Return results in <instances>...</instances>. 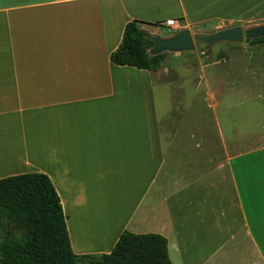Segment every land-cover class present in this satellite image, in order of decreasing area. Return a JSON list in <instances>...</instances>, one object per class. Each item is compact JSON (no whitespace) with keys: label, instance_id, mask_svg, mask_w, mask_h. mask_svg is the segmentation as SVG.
I'll list each match as a JSON object with an SVG mask.
<instances>
[{"label":"crops","instance_id":"obj_1","mask_svg":"<svg viewBox=\"0 0 264 264\" xmlns=\"http://www.w3.org/2000/svg\"><path fill=\"white\" fill-rule=\"evenodd\" d=\"M247 5L264 0H0V178L51 179L73 253L128 230L165 237L172 264H264V112L244 107L264 59L110 61L130 21L191 30Z\"/></svg>","mask_w":264,"mask_h":264},{"label":"trees","instance_id":"obj_2","mask_svg":"<svg viewBox=\"0 0 264 264\" xmlns=\"http://www.w3.org/2000/svg\"><path fill=\"white\" fill-rule=\"evenodd\" d=\"M128 22L110 61L119 66L155 70L165 54H150L153 42ZM159 25V23H148ZM161 25V24H160ZM177 31L174 35L182 32ZM264 44V37L245 39ZM200 44L197 42L195 47ZM172 264L167 239L156 233L124 230L109 253L77 255L71 249L66 216L51 179L30 172L0 178V264Z\"/></svg>","mask_w":264,"mask_h":264},{"label":"rangeland","instance_id":"obj_3","mask_svg":"<svg viewBox=\"0 0 264 264\" xmlns=\"http://www.w3.org/2000/svg\"><path fill=\"white\" fill-rule=\"evenodd\" d=\"M174 19V18H173ZM212 23H207L200 26H193L190 30L191 34L193 36L197 35H209L212 34L219 29L226 28L228 26L239 24L243 28L258 25L261 23H264V7L262 9H254V7L251 5H247V8L245 10V16L235 17L231 19H224V20H213ZM182 30V29H181ZM184 30V29H183ZM144 31L147 35H154L159 37H170L173 36L174 33L177 31H174L170 28H167L166 26L162 25H156V26H146L144 28ZM230 43H236V42H229V41H220L217 43H214L212 45H206L204 43H201L197 45V49L195 48L192 52H195L196 50L199 52H203L206 54L207 52L210 54V57H221V54H225L227 57L230 58H242V59H264V49H259L262 46L257 47V45H250L245 40L243 42H240L238 44H242L243 47L234 48L229 47V49H225L224 51H220L218 53L212 52L211 48H214L215 50H220L224 46ZM264 48V47H263ZM242 49V50H241ZM165 56H171L172 54H169L168 52H164ZM259 89V90H258ZM257 96L260 98L255 101H248L244 105L245 109H257L260 112H264V87L258 88ZM249 145H247L248 147ZM264 163V160H263ZM21 165V163H19ZM79 264H88L80 262Z\"/></svg>","mask_w":264,"mask_h":264},{"label":"water","instance_id":"obj_4","mask_svg":"<svg viewBox=\"0 0 264 264\" xmlns=\"http://www.w3.org/2000/svg\"><path fill=\"white\" fill-rule=\"evenodd\" d=\"M264 37V23L243 28L236 24L209 34L193 36L188 29L170 36L159 37L149 35L153 45L149 49L150 54H161L164 52H186L193 51L197 42L212 45L220 41L240 43L245 39Z\"/></svg>","mask_w":264,"mask_h":264},{"label":"built area","instance_id":"obj_5","mask_svg":"<svg viewBox=\"0 0 264 264\" xmlns=\"http://www.w3.org/2000/svg\"><path fill=\"white\" fill-rule=\"evenodd\" d=\"M163 25L166 26L167 28H170L174 31H179L180 30V26L179 23L176 19H167L163 22Z\"/></svg>","mask_w":264,"mask_h":264},{"label":"bare ground","instance_id":"obj_6","mask_svg":"<svg viewBox=\"0 0 264 264\" xmlns=\"http://www.w3.org/2000/svg\"><path fill=\"white\" fill-rule=\"evenodd\" d=\"M6 139H7V138H5V139H3V140H4L5 142H8V141H6ZM2 143H3V142H2ZM11 144H12V143H11ZM11 144H10V145H11ZM13 144H14V142H13ZM3 145H4V144H3ZM10 145H9V146H10ZM15 146H16V145H15ZM2 147H3V146H2ZM2 147L0 148V153H4V152H1V150L4 149V148L2 149ZM5 147H7V146H5ZM10 147H11V148H9V150H10V149L13 150L12 146H10ZM14 148H15V147H14ZM6 150H7V148H6ZM9 150H8V151H9ZM8 151H6L5 154L8 155V153H7ZM5 154H2V155H5ZM32 155H34V152L32 153ZM34 156H35V155H34ZM1 157H2V156H1ZM36 157H37V155H36ZM0 160L2 161L1 158H0ZM8 161H9V159H8ZM2 162H3V161H2ZM2 162H0V164H1ZM1 165H2V164H1ZM0 167H1V166H0ZM2 167H3V166H2Z\"/></svg>","mask_w":264,"mask_h":264}]
</instances>
